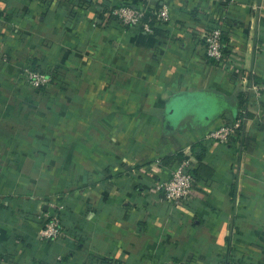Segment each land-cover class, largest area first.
<instances>
[{
    "label": "crops",
    "instance_id": "obj_1",
    "mask_svg": "<svg viewBox=\"0 0 264 264\" xmlns=\"http://www.w3.org/2000/svg\"><path fill=\"white\" fill-rule=\"evenodd\" d=\"M120 5L171 19L149 34ZM263 86L264 0H0V264H264ZM187 159L198 182L176 205L158 186ZM55 214L63 234L40 240Z\"/></svg>",
    "mask_w": 264,
    "mask_h": 264
},
{
    "label": "built area",
    "instance_id": "obj_2",
    "mask_svg": "<svg viewBox=\"0 0 264 264\" xmlns=\"http://www.w3.org/2000/svg\"><path fill=\"white\" fill-rule=\"evenodd\" d=\"M40 3H48L49 0H32ZM150 13V12H149ZM149 13L140 8L131 5H120L111 11V15L115 17L123 26L138 28L142 31L153 34L156 27L166 25L171 19L170 9L167 6L160 8L158 11L153 12L155 16L150 17ZM220 13V12H219ZM226 16L220 13L215 19L214 25L205 35V46L207 57L216 63L222 62L225 57L226 46L224 43ZM23 79L26 85L31 89H39L48 87L53 82V76L47 71L35 69L28 65L24 69ZM256 94L264 101V86L256 87ZM241 120L233 124H224L217 129L206 133L204 139L219 144H226L230 139L237 135L241 129ZM192 161L187 159L183 161L171 173L170 178L162 185L158 186V190L164 195L165 199L176 205L182 203L184 200L190 198L194 192L197 184L191 169ZM64 232L61 219L58 214L53 215L49 222L41 229L39 239L42 241H54L60 237ZM237 264V263H236Z\"/></svg>",
    "mask_w": 264,
    "mask_h": 264
},
{
    "label": "trees",
    "instance_id": "obj_3",
    "mask_svg": "<svg viewBox=\"0 0 264 264\" xmlns=\"http://www.w3.org/2000/svg\"><path fill=\"white\" fill-rule=\"evenodd\" d=\"M149 15H150V17H153V18L155 17V16L153 15L152 12H150ZM114 18H115V17H114ZM155 31H157V27H156ZM223 40H224V43H225V40H226V39H225V35H224ZM33 68H35V67L33 66ZM35 69H37V68H35ZM42 71H44V70H42ZM34 90H35V91H39V92H41V93H45L46 90H47V88H46V87H42V88L34 89ZM189 171L192 173V175L194 176L195 180L198 182V177H197V175H196V170H195V169H190ZM58 216H60L61 224L63 225L62 216H61V215H58Z\"/></svg>",
    "mask_w": 264,
    "mask_h": 264
}]
</instances>
